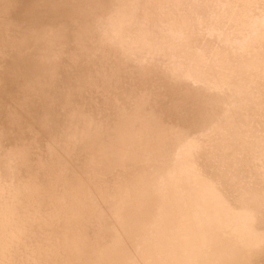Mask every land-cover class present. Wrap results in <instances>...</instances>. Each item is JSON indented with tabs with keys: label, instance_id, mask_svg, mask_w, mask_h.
<instances>
[{
	"label": "bare ground",
	"instance_id": "obj_1",
	"mask_svg": "<svg viewBox=\"0 0 264 264\" xmlns=\"http://www.w3.org/2000/svg\"><path fill=\"white\" fill-rule=\"evenodd\" d=\"M88 2L91 9L72 16L68 32L55 27L45 35L28 82L35 95L46 97L65 66L70 63V75L77 78L84 72L80 62H88L78 99L88 83L96 77L101 82L104 70H111L125 90L102 117L127 124L121 155L132 156L135 169L127 172L128 180L134 177L137 185L143 179L144 187L137 197H122L126 192L113 193L119 192L117 182L85 177L78 196L97 205L84 200L89 211L76 241L106 244L100 248L106 253L96 252L88 262L71 253L67 259L73 264H264V0H170L171 27L159 41L127 22L135 17L140 24L144 17L138 16L152 11L155 0H115L111 11L104 0ZM138 33L141 41L135 42ZM139 48L146 70L136 66L143 62L133 54ZM96 59L103 72L95 75ZM140 138L148 150L139 154L129 147ZM104 157L108 163L109 153Z\"/></svg>",
	"mask_w": 264,
	"mask_h": 264
},
{
	"label": "rangeland",
	"instance_id": "obj_2",
	"mask_svg": "<svg viewBox=\"0 0 264 264\" xmlns=\"http://www.w3.org/2000/svg\"><path fill=\"white\" fill-rule=\"evenodd\" d=\"M88 1L0 0V264H73L71 258L67 259L68 253L90 261L96 252L104 253L100 248L106 244L85 245L76 241L85 225L83 221L89 211L87 204L92 203L95 208L97 205L89 200V196L87 200L78 196L84 188V178L91 181L98 175L97 181L101 183L114 186L117 182L114 187L120 193H113L122 195L126 192L122 197H137L144 187L142 177L140 182L139 177L135 179L138 186L135 185L137 182L133 184L134 177L128 180L131 177L127 172L135 169L132 156L121 155L125 150L121 144L125 141L127 124L121 118L107 121L102 117L111 107L116 108L113 104L120 102L122 89L125 90L111 70H104L101 82L96 77L88 83L86 93L78 99L77 91L85 89L83 83L87 80L88 62L79 60L84 72L79 77L76 74L77 78L70 75V63L65 66L47 89L46 97L35 95L28 82L27 76L35 72L32 65L43 51L45 35L55 27L59 32H68L72 16L79 15L80 9H91ZM104 1L105 10L116 8L115 0ZM150 1L154 0H142V4ZM155 1L152 11L142 10L138 16L144 17L140 24L136 25L135 17H130L127 22L137 31L147 29L154 40L159 41L168 36L171 7L167 6L170 0ZM140 41L138 33L135 42ZM68 49L67 53L79 57L73 49ZM133 54L143 61L136 66L144 68L145 51L139 48ZM130 57L133 60V56L125 59ZM101 64L100 59L95 60L93 74L103 72ZM127 66L124 67L127 69ZM126 69L124 72L128 73L130 70ZM74 133L79 139L83 137L82 143ZM146 145L140 138L129 148L135 147L140 154L148 150ZM107 153L108 163L104 159ZM95 157L97 164H93ZM119 181L126 186L122 187ZM130 186L132 190L128 188ZM184 214L183 211L176 212L179 217ZM123 245L127 248L131 244Z\"/></svg>",
	"mask_w": 264,
	"mask_h": 264
}]
</instances>
